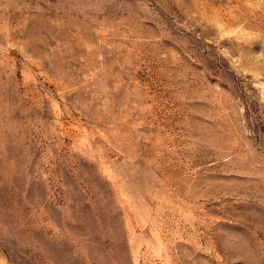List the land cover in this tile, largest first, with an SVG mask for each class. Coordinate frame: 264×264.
I'll return each mask as SVG.
<instances>
[{
    "label": "rangeland",
    "instance_id": "1",
    "mask_svg": "<svg viewBox=\"0 0 264 264\" xmlns=\"http://www.w3.org/2000/svg\"><path fill=\"white\" fill-rule=\"evenodd\" d=\"M0 264H264V0H0Z\"/></svg>",
    "mask_w": 264,
    "mask_h": 264
}]
</instances>
